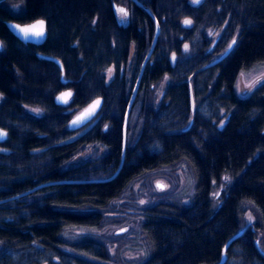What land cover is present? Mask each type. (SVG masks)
<instances>
[{"label":"trees","instance_id":"obj_1","mask_svg":"<svg viewBox=\"0 0 264 264\" xmlns=\"http://www.w3.org/2000/svg\"><path fill=\"white\" fill-rule=\"evenodd\" d=\"M139 1L160 34L130 109L123 161L124 116L153 43L151 16L132 0L0 3V201L42 185L0 203V264H113L104 242L66 240L63 231L101 227L131 182L181 162L195 175L192 200L143 208L150 251L140 264L218 263L245 228L246 202L256 222L223 264H264V84L245 97L235 86L242 70L264 63V0ZM38 19L47 25L40 46L7 26ZM66 89L70 102L56 104ZM99 97L95 117L70 129ZM90 145L94 158L72 163ZM226 174L232 182L215 208L211 194Z\"/></svg>","mask_w":264,"mask_h":264},{"label":"rangeland","instance_id":"obj_2","mask_svg":"<svg viewBox=\"0 0 264 264\" xmlns=\"http://www.w3.org/2000/svg\"><path fill=\"white\" fill-rule=\"evenodd\" d=\"M12 8L17 11L19 3L12 4ZM262 84H264V63L242 70L237 77L235 86L238 95L245 97ZM162 94L163 89L158 94L159 100ZM36 112L40 111L36 110ZM95 146L90 145L84 152L76 153L72 163L94 158L97 150ZM231 182L232 178L226 174L222 181L214 187L211 194L214 207L219 204L222 192ZM158 184H161L163 188ZM195 184L194 172L184 162L154 171L131 182L122 193L121 198L108 205L101 227H68L63 231L62 236L66 240L96 238L108 245L113 264H140L146 260L150 251L148 241L140 230V214L143 208L160 200L189 204L194 195ZM245 208L244 223L246 228L256 222V210L250 202L245 203ZM122 228H125V231L117 233Z\"/></svg>","mask_w":264,"mask_h":264},{"label":"water","instance_id":"obj_3","mask_svg":"<svg viewBox=\"0 0 264 264\" xmlns=\"http://www.w3.org/2000/svg\"><path fill=\"white\" fill-rule=\"evenodd\" d=\"M5 0H0V3L3 2ZM134 3H136L137 5L143 7L147 13L151 16V18L154 20L155 22V35H154V38H153V43H152V46H151V50L149 52V54L147 55V57L145 58L143 64H142V67H141V71H140V74H139V77L136 81V84L134 86V89H133V92H132V95H131V98H130V101H129V104H128V107H127V111L125 113V116H124V122H123V157L125 155V150H126V132H127V123H128V118H129V114H130V109L132 107V104L134 102V99L136 97V94H137V91H138V88H139V84H140V81H141V76H142V73H143V70H144V67H145V64L147 62V60L149 59V57L151 56V53L156 45V42H157V38L159 37V34H160V25H159V22L157 20V18L155 17L154 13L147 7L145 6L144 4H142L139 0H132ZM38 21H43L44 22V35L43 37H38V36H30L28 39H24L23 38V34L19 32L18 29L14 28L13 26L15 25H19L21 28H24V27H28V26H31L33 24H36ZM7 26L9 28V30L16 36V38L18 40H20L22 43H25V44H34V45H37V46H40L42 45L45 40H46V36H47V30H46V21L43 20V19H38L36 21H33L31 23H27V24H20L18 22H15L13 20H9L7 21ZM0 44H2L0 42ZM233 46V44L231 45V47ZM3 46L0 47V50H2ZM231 48H229L227 50L226 53L229 52ZM53 60H55L58 64H60V61L55 59V58H51ZM61 65V64H60ZM66 93H71L70 96H65ZM72 95H73V91L71 89H66L64 91H62L61 93H59L56 97H55V102L56 104L58 105H67L71 98H72ZM64 96V100H61L60 98ZM66 100V102H65ZM99 100L100 103L99 105L95 108L94 112H92L91 115H88L87 114V111L88 109H90V107L92 105H94L95 101ZM103 105V99L101 97L99 98H96L94 99L91 103H89L84 109H82L79 113H77L75 116H73V118L70 120L69 122V128L72 129V130H78L82 127H84L85 125H87L94 117L95 115L99 112V110L101 109ZM77 117H81V122L77 123V124H73V121H76L77 120ZM0 132L2 133H5L6 135L3 136L2 139H0V142L4 141L6 138H7V131L3 128L0 127ZM161 188H163V186L161 184H158ZM33 190H29V191H26L24 193H21L19 195H16L14 196L13 198L11 199H14V198H18V197H21L23 195H26L28 193H31ZM125 231V228H122L120 230L117 231V233H123ZM243 231H239L237 234H235L225 245L224 249H223V253H222V256H221V259L218 263L216 264H223L226 260V250L228 248V246L232 243V241L234 239H236L237 237H239L241 234H242ZM258 244V242H257ZM263 254H264V251H263Z\"/></svg>","mask_w":264,"mask_h":264},{"label":"snow or ice","instance_id":"obj_4","mask_svg":"<svg viewBox=\"0 0 264 264\" xmlns=\"http://www.w3.org/2000/svg\"><path fill=\"white\" fill-rule=\"evenodd\" d=\"M193 3L195 4H199L201 3V0H193ZM118 11L123 15V16H127V12L124 9H118ZM184 23L186 25H189L192 23L191 20H185ZM14 28L18 29L20 33L23 34V38L24 39H28L30 36H38V37H43L44 35V22L43 21H38L36 24H33L31 26L28 27H24L21 28L19 25H15L13 26ZM235 43V41H233V44ZM0 47H2V44H0ZM187 48V46H185ZM229 48H231V45H229ZM71 93H66L65 96H70ZM61 100H64V96H62L60 98ZM66 102V100H65ZM100 101L97 100L95 101L94 105H92L90 107V109L86 110L88 115H91L92 112H94L95 108L99 105ZM81 117H77L76 121H73V124H77L79 122H81ZM6 135L5 133L0 132V139L3 138V136Z\"/></svg>","mask_w":264,"mask_h":264},{"label":"bare ground","instance_id":"obj_5","mask_svg":"<svg viewBox=\"0 0 264 264\" xmlns=\"http://www.w3.org/2000/svg\"><path fill=\"white\" fill-rule=\"evenodd\" d=\"M143 4V3H142ZM9 21V20H8ZM128 107V106H127ZM127 111V110H126ZM126 136H127V132H126ZM126 141H127V139H126ZM126 151V150H125ZM125 156V155H124ZM123 159H124V157H123V150H122V161H123ZM122 163V162H121ZM122 165V164H121ZM121 165H120V167H119V169L117 170V172L114 174V175H116L117 173H118V171L120 170V168H121ZM113 177V176H112ZM50 183H52V182H50ZM57 183V182H56ZM61 183V182H60ZM49 184V183H48ZM42 185H39V186H37V187H34V188H32V189H30V190H33L32 192H34V191H37L40 187H41ZM29 191V190H28ZM26 192V191H25ZM31 192V193H32ZM22 193H24V192H22ZM21 194V193H20ZM28 194H30V193H28ZM28 194H26V195H28ZM17 195H19V194H17ZM16 196V195H15ZM23 196H25V195H23ZM14 196H12L11 198H13ZM22 197V196H21ZM11 198H8V199H5V200H1L0 201V203H2V202H5V201H9V200H13V199H11ZM18 198H20V197H18ZM14 199H16V198H14ZM218 207V205L215 207V208H217ZM240 231H244V229H242V230H240ZM238 233V232H237ZM243 233V232H242ZM257 242H258V244H257ZM256 244L257 245H259V241H256ZM216 264V263H215Z\"/></svg>","mask_w":264,"mask_h":264}]
</instances>
